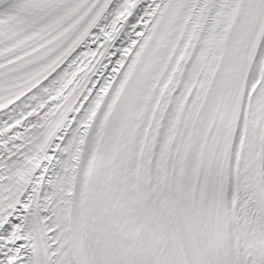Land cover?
Wrapping results in <instances>:
<instances>
[{"label":"snow or ice","instance_id":"snow-or-ice-1","mask_svg":"<svg viewBox=\"0 0 264 264\" xmlns=\"http://www.w3.org/2000/svg\"><path fill=\"white\" fill-rule=\"evenodd\" d=\"M0 264H264V0H0Z\"/></svg>","mask_w":264,"mask_h":264}]
</instances>
